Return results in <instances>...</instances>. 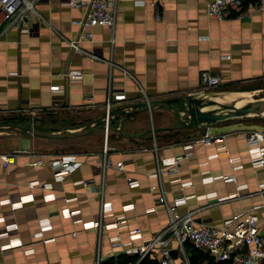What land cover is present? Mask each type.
<instances>
[{"label": "crops", "instance_id": "1", "mask_svg": "<svg viewBox=\"0 0 264 264\" xmlns=\"http://www.w3.org/2000/svg\"><path fill=\"white\" fill-rule=\"evenodd\" d=\"M115 1L114 27H95L93 40L81 42L79 51L67 41L79 34L74 21L80 12L67 0H39L29 32L11 27L1 37L0 121L21 119L53 133L101 122L85 135L64 139L0 128V152L22 151L0 175V264H96L98 259L100 264H119L121 249L112 239L115 235L127 247L140 246L143 241H130L131 229L140 228L143 238L149 239L168 225L169 213L158 203L162 191L171 205L176 198L187 197L178 210L196 209L198 219L215 225L262 201L258 187L264 175L254 171L246 144L251 131H264L256 117L191 126L165 107L129 114L133 105L146 103L145 96L149 102L164 100L185 109L188 97L203 93L199 91L204 71L220 78L215 91L262 89V0H247L243 9L232 10L223 19L208 15L212 0ZM72 70L82 71L83 79H70L67 74ZM52 85H59L61 91H51ZM111 89L125 92L128 99L114 106L107 135L103 126ZM206 130L224 135L222 146L242 168L233 170L221 145L185 149ZM105 149L111 165L103 170ZM187 152L189 157L175 168L163 162ZM64 155H76L81 166L56 180L52 163ZM121 163L124 170L118 167ZM233 171L236 183L220 180ZM129 178L134 180L132 187ZM30 182L35 184L30 187ZM29 194H34V202L12 208L10 203ZM47 194H55V199L43 201ZM106 201L112 203L113 214L105 222L124 214L126 204L135 208L125 213L127 222L117 229L83 230L82 223H75L100 219ZM155 205L158 210L149 211ZM66 207L79 215L73 220L63 217ZM46 218L51 225L39 238V221ZM10 225L17 228L9 229ZM17 239L34 247V252L1 249ZM187 255L193 264L188 249Z\"/></svg>", "mask_w": 264, "mask_h": 264}, {"label": "built area", "instance_id": "2", "mask_svg": "<svg viewBox=\"0 0 264 264\" xmlns=\"http://www.w3.org/2000/svg\"><path fill=\"white\" fill-rule=\"evenodd\" d=\"M39 0H0V40L5 31L11 27H18L21 30L29 32L31 26L29 22L31 15L36 13V5ZM247 0H212L207 5L208 15L217 19H223L227 13L232 10L240 11L245 6ZM264 3V0H262ZM67 4L80 12V16L74 21L78 27L79 34L75 39L68 40L70 47L75 51H79V44L84 41H92L94 38V28L97 26L114 27L116 21V1L115 0H67ZM4 24L6 26H4ZM67 76L72 80H81L84 74L80 70H72ZM221 84L219 77L213 75L209 71L201 73V86L204 89L217 88ZM50 90L53 92L61 91L59 85H52ZM198 92V93H199ZM127 94L123 91L115 93L113 89L109 91L108 99L105 107L104 131L108 135L111 128L112 111L116 103H122L127 100ZM146 103L149 98L145 96ZM54 107H59L55 104ZM37 113V112H36ZM32 112V115H36ZM224 135H216L206 130L198 139L190 140L185 144V149L191 150L196 144L203 146L221 145V149L229 156V162L236 171L241 167L237 165L238 159L231 157L224 145ZM248 147V157L256 172L264 175V131L253 130L246 137ZM22 151L15 150L11 152H0V175L6 172L11 165L15 164L19 154ZM191 152H187L182 156H176L164 159L163 162L168 167L175 168L183 158L189 157ZM38 164H43V160H38ZM111 163L107 157V149L104 151L102 161V169L110 166ZM81 166L76 155H64L59 160L52 163L54 177L56 180H62L67 174L73 173ZM119 169L124 170V165L119 164ZM234 171L228 175L220 177L225 183H236L237 173ZM209 180H214L210 177ZM129 185L132 187L135 183L132 178L128 179ZM35 183L30 182L32 187ZM239 189V187H238ZM258 193L262 195V201L246 211H242L227 218L222 224H209L198 219L196 209H187L183 212L178 207L184 205L187 197H178L173 204H169L164 191L159 197L158 203L165 207L169 213L168 225L153 235L149 239L143 238L140 228H134L129 231V239L131 242L141 240L143 243L139 246L127 247L122 243L119 234L112 239L120 246L121 256L129 257L130 260L124 264H140L147 257L156 259L158 264H191L187 255V247L191 245L194 249L204 253L217 262L223 264H264V181L259 184ZM233 195L232 197H234ZM237 196V195H236ZM239 196V195H238ZM237 196V197H238ZM230 197V198H232ZM228 198V197H227ZM55 199V194H47L43 196V201L48 202ZM35 201L34 194L23 197L21 201L10 203L13 209L22 207L27 203ZM6 202H10L7 200ZM157 203V204H158ZM134 204H126L123 206L121 216H115L110 222H105V218L113 211L112 203L106 201L102 205L101 218L94 221L83 222L75 220V223H82L83 230H101V229H117L127 222L125 213L133 210ZM158 206L155 205L149 211H157ZM63 217L70 218L79 215V211H71L68 207L61 211ZM113 214V213H112ZM51 225L50 219H41L39 221L38 237L43 238L45 229ZM9 229L17 228L16 225H10ZM75 236L76 233H73ZM1 236V235H0ZM46 240V239H45ZM52 241L55 238L51 239ZM10 247H19L25 253L34 252V247L26 245L22 240L17 239L11 241L10 244L3 245L2 250ZM177 251V256L173 252ZM98 259L96 264H100Z\"/></svg>", "mask_w": 264, "mask_h": 264}, {"label": "water", "instance_id": "3", "mask_svg": "<svg viewBox=\"0 0 264 264\" xmlns=\"http://www.w3.org/2000/svg\"><path fill=\"white\" fill-rule=\"evenodd\" d=\"M208 96L214 95H211V93H199L188 97V106L185 109H177L175 107H172L169 101L164 100L150 101L149 103H139L133 105V110L129 114L146 111L157 106L165 107L174 110L179 115L181 120L184 121V123L191 126H212L218 122L250 116L264 117V98L252 99L250 97H245L238 105L236 103L229 105H218L219 109L204 111V107L216 105L215 102L207 99ZM100 122L101 119L100 121L88 125L87 127L79 131L64 133H53L45 131L35 127L34 125L25 124L21 121V119L0 121V128L5 127L18 129L23 132H28L30 134L49 139H64L85 135L90 131L97 129L100 126ZM173 255L175 256L174 252Z\"/></svg>", "mask_w": 264, "mask_h": 264}, {"label": "bare ground", "instance_id": "4", "mask_svg": "<svg viewBox=\"0 0 264 264\" xmlns=\"http://www.w3.org/2000/svg\"><path fill=\"white\" fill-rule=\"evenodd\" d=\"M245 97H248L247 94L244 93H226L222 95H214V96H208L207 99L213 101L216 103V105L206 106L203 108L204 111H209L213 109H219L218 105H229L236 103L237 105L240 104L241 100Z\"/></svg>", "mask_w": 264, "mask_h": 264}, {"label": "rangeland", "instance_id": "5", "mask_svg": "<svg viewBox=\"0 0 264 264\" xmlns=\"http://www.w3.org/2000/svg\"><path fill=\"white\" fill-rule=\"evenodd\" d=\"M215 89L217 88H208V89H204L203 93H211V95H216V94H226V93H231L228 91H215ZM248 95V97L252 98V99H258V98H264V87L262 89H259L258 91H253L250 93H245ZM54 112V111H51ZM40 114V112H37L36 115ZM256 117L255 121L258 122L261 126L264 127V117L262 116H253ZM204 261H206V259L202 256H196V258H194L192 260L193 264H200L201 262L203 263Z\"/></svg>", "mask_w": 264, "mask_h": 264}, {"label": "trees", "instance_id": "6", "mask_svg": "<svg viewBox=\"0 0 264 264\" xmlns=\"http://www.w3.org/2000/svg\"><path fill=\"white\" fill-rule=\"evenodd\" d=\"M187 249H188L189 252H191L192 258H196V256H202L205 259H209V261H210L209 264H216L215 263V259H213L210 256L202 255L201 252L199 253V251L194 249L191 245H188ZM120 258H121V261L119 262V264H124V263H126L127 261L130 260V258L126 257V256H120ZM148 258H150V257H147L146 259H144L140 264H158V262L155 259H153L154 261H156L155 263L147 261ZM150 259H148V260H150ZM217 264H223V263L219 262Z\"/></svg>", "mask_w": 264, "mask_h": 264}]
</instances>
